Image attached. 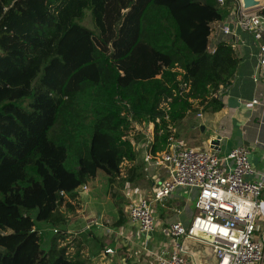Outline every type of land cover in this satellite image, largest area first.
<instances>
[{
    "label": "trees",
    "instance_id": "obj_1",
    "mask_svg": "<svg viewBox=\"0 0 264 264\" xmlns=\"http://www.w3.org/2000/svg\"><path fill=\"white\" fill-rule=\"evenodd\" d=\"M228 13L217 0H0V264H86L64 230L48 247L39 231L69 225L99 171L111 184L135 161L136 124L155 125V155L194 102L214 107L238 63L231 45L208 50Z\"/></svg>",
    "mask_w": 264,
    "mask_h": 264
},
{
    "label": "crops",
    "instance_id": "obj_2",
    "mask_svg": "<svg viewBox=\"0 0 264 264\" xmlns=\"http://www.w3.org/2000/svg\"><path fill=\"white\" fill-rule=\"evenodd\" d=\"M228 15L224 21L214 23L212 28L229 24L232 34L224 36L213 31L210 43L216 48L221 43L232 46L238 61L234 77L228 86H221L216 92L220 104L206 105L204 109L199 102H194L193 109L177 127H171V131L182 147L217 150L221 157L235 148L246 147L257 172L248 180L254 181L264 176V108L253 103L258 100L264 104V76L257 72L260 44L252 34L230 23ZM200 113L203 118L198 117ZM145 127L134 126L135 136L131 134V141H134L136 159L122 164L120 177L110 184L109 177L99 171L97 177L86 185L87 191L80 193L81 206L78 214L71 217L67 230L70 236L66 243L70 245L68 251L71 254L75 253L77 243H82L78 246L86 264H157L155 255L161 252L165 243H169L168 228L177 222L189 227L197 215L195 202L199 191L178 188L166 201L152 202L158 224L155 232L141 234L138 225L130 221L127 210L132 201L138 197L152 199L157 187L167 178L165 165L157 164L156 160L150 163L144 160L145 140L155 141V125ZM89 221L90 230L85 231ZM263 230L260 224L256 233L258 241ZM145 239L150 240L146 247ZM181 242L193 264L217 263L206 246L189 239H181ZM110 248L115 254L106 253Z\"/></svg>",
    "mask_w": 264,
    "mask_h": 264
},
{
    "label": "built area",
    "instance_id": "obj_3",
    "mask_svg": "<svg viewBox=\"0 0 264 264\" xmlns=\"http://www.w3.org/2000/svg\"><path fill=\"white\" fill-rule=\"evenodd\" d=\"M217 3L222 8L227 7L230 23L252 34L259 42L257 72L264 76V2L250 10L244 8L243 0H217ZM213 31L224 36L232 34L229 24ZM208 50L214 54L217 48L210 43ZM182 87L185 92L189 91L188 84ZM253 103L264 108V104L258 100ZM198 117L203 118L202 113ZM153 141L145 140L144 160L146 163L156 160L157 164L165 165L167 178L157 187L152 199L138 197L127 210L130 221L138 225L140 233L151 234L157 229L152 202L166 201L178 188L199 191L195 202L197 215L189 227L177 222L168 228L169 243H165L161 252L155 255L157 264H193L186 256L187 250L181 239H189L209 248L216 264H264V240L256 239L257 221L264 220V201L260 199L264 192V176L254 181L248 180L257 175L250 162L249 150L238 147L221 157L217 150L182 147L172 135L165 152L154 155ZM131 142L134 146V141ZM83 190L87 191L86 187ZM87 230H90V221L86 225ZM51 231L53 234L60 232L58 229ZM44 232L39 231L40 234ZM149 242V239H145V247ZM106 253L115 254V251L110 248Z\"/></svg>",
    "mask_w": 264,
    "mask_h": 264
},
{
    "label": "rangeland",
    "instance_id": "obj_4",
    "mask_svg": "<svg viewBox=\"0 0 264 264\" xmlns=\"http://www.w3.org/2000/svg\"><path fill=\"white\" fill-rule=\"evenodd\" d=\"M260 1H262V2H264V0H260ZM84 25L86 26V27H88V28H90V29H93V24H92V22H91V17L89 16L88 17V19L85 21V23H84ZM148 126V125H147ZM141 127H143V128H146L145 126H141ZM134 129V128H133ZM136 131V130H135ZM133 132V131H132ZM131 132V134H133L134 136H135V132H133L132 133ZM131 134H130V136H131ZM133 135H132V137H133ZM139 137H141V134H140V136H138V138ZM86 189H88V187L86 186ZM85 191L83 190V193H84ZM260 199H263L264 200V192H263V194L261 195V197H260ZM260 224H262V227L264 228V220L263 219H259L258 221H257V225L259 226ZM41 226V228H45V226H43V225H40ZM70 228V226L69 225H67V226H62L61 228H56V229H58L59 231H61V229L62 230H64V231H67L68 229ZM77 229H79V228H77ZM44 231L45 230H48V229H43ZM50 231V230H49ZM46 231V232H44V234H45V237H46V239L50 242V240L53 238V236L54 235H57V234H52V232L50 231ZM50 233V234H49ZM260 235H261V238H260ZM263 235V236H262ZM258 238L260 239V240H264V230L261 232V233H259V236H258ZM46 243V245H44V247H47L49 244H48V242L46 241L45 242ZM45 249H47V248H45Z\"/></svg>",
    "mask_w": 264,
    "mask_h": 264
},
{
    "label": "water",
    "instance_id": "obj_5",
    "mask_svg": "<svg viewBox=\"0 0 264 264\" xmlns=\"http://www.w3.org/2000/svg\"><path fill=\"white\" fill-rule=\"evenodd\" d=\"M261 2L260 0H243V6L246 10H250L259 6ZM213 146L215 147V143H213Z\"/></svg>",
    "mask_w": 264,
    "mask_h": 264
},
{
    "label": "clouds",
    "instance_id": "obj_6",
    "mask_svg": "<svg viewBox=\"0 0 264 264\" xmlns=\"http://www.w3.org/2000/svg\"><path fill=\"white\" fill-rule=\"evenodd\" d=\"M62 230V229H61ZM62 232V231H61ZM67 233V231H65ZM68 234V233H67ZM70 236V234H68Z\"/></svg>",
    "mask_w": 264,
    "mask_h": 264
},
{
    "label": "snow or ice",
    "instance_id": "obj_7",
    "mask_svg": "<svg viewBox=\"0 0 264 264\" xmlns=\"http://www.w3.org/2000/svg\"><path fill=\"white\" fill-rule=\"evenodd\" d=\"M213 231H215V229H213Z\"/></svg>",
    "mask_w": 264,
    "mask_h": 264
}]
</instances>
